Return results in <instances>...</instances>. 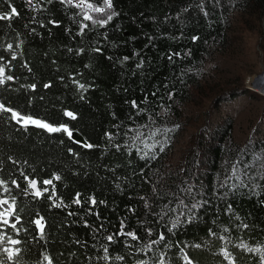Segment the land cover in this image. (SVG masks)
Here are the masks:
<instances>
[{
  "label": "trees",
  "instance_id": "16d2710c",
  "mask_svg": "<svg viewBox=\"0 0 264 264\" xmlns=\"http://www.w3.org/2000/svg\"><path fill=\"white\" fill-rule=\"evenodd\" d=\"M111 7L92 25L61 0H0V264H264V133L240 149L224 120L180 200L155 176L151 143L134 137L191 102L233 15L264 21V0Z\"/></svg>",
  "mask_w": 264,
  "mask_h": 264
},
{
  "label": "rangeland",
  "instance_id": "374dc122",
  "mask_svg": "<svg viewBox=\"0 0 264 264\" xmlns=\"http://www.w3.org/2000/svg\"><path fill=\"white\" fill-rule=\"evenodd\" d=\"M61 1L76 7L92 25L104 24L113 16L107 3L98 7L85 0ZM232 93L233 100L229 98ZM220 101L225 102L219 105ZM227 118L233 121L230 145L241 149L262 140L264 21L255 11L233 15L227 43L209 56L191 102L151 116L135 131V140L150 142L154 158L160 156L161 170L155 176L163 185L173 187L175 200L187 199L206 162L207 148L218 141L214 133ZM262 155L264 160V152ZM10 216L9 211L7 221Z\"/></svg>",
  "mask_w": 264,
  "mask_h": 264
},
{
  "label": "water",
  "instance_id": "95a60500",
  "mask_svg": "<svg viewBox=\"0 0 264 264\" xmlns=\"http://www.w3.org/2000/svg\"><path fill=\"white\" fill-rule=\"evenodd\" d=\"M256 85V83H254ZM70 118L74 119L75 116L72 114L71 116L68 115ZM15 119V122L20 124V125H23V126H38L37 123H34L38 120H35V119H31V118H26V117H22V116H19V115H15L14 117ZM40 123V121H38ZM72 138L77 142L79 143L80 145H83V146H88V143L84 140V138L82 136H80L78 133H74L72 135ZM6 210H10V207L8 206H4ZM11 213V212H10ZM14 218L12 216V213H11V216H10V221H12Z\"/></svg>",
  "mask_w": 264,
  "mask_h": 264
},
{
  "label": "snow or ice",
  "instance_id": "6c2138e0",
  "mask_svg": "<svg viewBox=\"0 0 264 264\" xmlns=\"http://www.w3.org/2000/svg\"><path fill=\"white\" fill-rule=\"evenodd\" d=\"M106 3H107V5H108V7H111V0H106ZM96 11H101V9H99V8H97V9H95ZM12 12L13 13H16V9L15 8H12ZM5 17H3V16H0V19H4ZM86 18H88V17H86ZM111 17H109V19H110ZM3 74H4V70H3V68H0V76H3ZM9 79H10V77H9ZM0 82H2V81H0ZM81 87H83V86H81ZM68 115H72L71 113H68ZM34 123H37L38 124V126H41V127H46V128H49V130L50 131H55V130H57V129H52L50 126H48V125H46V124H40L38 121H36V122H34ZM69 135H71L70 133H69ZM89 147H91V145H89ZM46 183H51V181H46ZM37 194H39V193H37ZM77 202H79V201H77ZM5 203H6V201H5ZM93 203H95V201H93ZM13 227H14V225H13ZM133 238L135 239V236L133 235ZM109 239H111V237H109ZM11 243L12 244H17V243H19L18 241H15V240H12L11 241ZM6 251H9V256L11 257V255H12V253H11V251L10 250H8V249H6ZM227 255V254H226Z\"/></svg>",
  "mask_w": 264,
  "mask_h": 264
}]
</instances>
